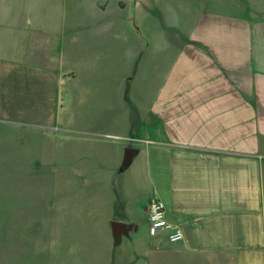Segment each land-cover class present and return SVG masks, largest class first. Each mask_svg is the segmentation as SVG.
Returning <instances> with one entry per match:
<instances>
[{"label": "crops", "instance_id": "obj_1", "mask_svg": "<svg viewBox=\"0 0 264 264\" xmlns=\"http://www.w3.org/2000/svg\"><path fill=\"white\" fill-rule=\"evenodd\" d=\"M262 2L239 11L204 1L188 32L167 33L148 126L125 130L124 90L103 95V128L76 134L102 143L104 161L78 171L80 190L55 197L39 228L27 229L38 264H264ZM77 8V0H0L1 131L61 125L62 87L74 79L64 75L74 72L63 67L62 37L78 24ZM104 20L100 36L119 39L118 17ZM153 198L183 228L181 241L150 238Z\"/></svg>", "mask_w": 264, "mask_h": 264}, {"label": "rangeland", "instance_id": "obj_2", "mask_svg": "<svg viewBox=\"0 0 264 264\" xmlns=\"http://www.w3.org/2000/svg\"><path fill=\"white\" fill-rule=\"evenodd\" d=\"M118 1L77 0L78 24L68 27L62 37L63 67L74 72L64 75H74V79L62 87L61 125L30 131L0 130V262L6 257L11 260L12 252L14 264H21V259L28 256L29 264H38L36 244L26 242L27 229L39 228L44 212L53 210L55 197L62 194L68 198L71 187L80 190L74 184H84L76 180L78 171L104 161L98 147L102 148V143L76 134L103 128V95L121 96L125 92L126 104L120 103L124 107L120 108V116L125 130H137L146 121L144 127L148 126L153 92L150 84L158 83L156 79L164 73L169 60L165 53L167 33L188 32L204 1L207 5H232L239 11L253 10L249 4L263 3V0H120L126 3L124 8ZM110 17L120 20L116 27L119 39L99 34L106 26L103 19ZM115 112L117 109L111 115ZM114 178L109 197L117 201L119 176Z\"/></svg>", "mask_w": 264, "mask_h": 264}, {"label": "built area", "instance_id": "obj_3", "mask_svg": "<svg viewBox=\"0 0 264 264\" xmlns=\"http://www.w3.org/2000/svg\"><path fill=\"white\" fill-rule=\"evenodd\" d=\"M147 218L150 238H165L171 243H177L183 239V228L168 221L166 207L161 199L153 198L149 201L147 205Z\"/></svg>", "mask_w": 264, "mask_h": 264}]
</instances>
